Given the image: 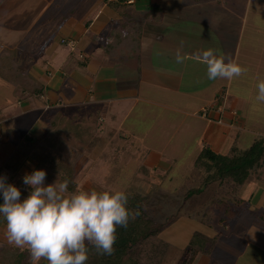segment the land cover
<instances>
[{"label": "crops", "instance_id": "1", "mask_svg": "<svg viewBox=\"0 0 264 264\" xmlns=\"http://www.w3.org/2000/svg\"><path fill=\"white\" fill-rule=\"evenodd\" d=\"M0 1L12 11V19L0 18V59L13 54L30 60L26 67L8 66L5 72L16 69L27 73L43 88L38 94L40 96L35 98L22 92L20 87L13 86L4 78V73H0L1 94L5 93L4 97L7 98L12 97L16 106L14 111L12 107L5 110L7 105L3 106L6 103L0 96V125L4 119L9 122L11 118L24 113H33L29 128L33 134L25 135L23 139L36 150L40 149L39 142L57 112L64 114L63 109L69 105L92 103L97 106L102 102L120 100L156 106L167 114L171 113L177 123L191 124V130L200 133L198 142L199 147H202L199 153L202 148H209L215 153L226 154L233 148L246 149L257 139L264 138V103H250L241 99L239 93L233 92L232 96L235 84H248V93L245 95L249 99L254 96L255 99L256 86L264 80V22L259 21L260 14L264 12L262 0L255 7L251 6L252 0H244L242 3L240 0H160L159 4L154 0H128L120 3L117 0ZM152 7L160 9L154 13L156 17L157 14L163 15V20L153 19ZM128 12L131 13L129 18ZM45 20L52 22L53 27L44 30L41 23ZM66 23L69 26V38L59 37L60 27ZM130 30L139 34L136 52L126 51V55L118 58L104 52L103 46L106 43H117ZM71 41H75L77 47L72 49L68 45ZM65 48H70L66 54L59 50ZM177 49H181L185 57L181 64L175 60ZM208 49H215L218 54H227V59L246 67L247 73L233 80H209L207 66L196 59L197 53ZM5 52L8 54H3ZM97 53L104 59L95 60ZM58 57L61 61L52 71L50 66ZM111 61L115 62L113 73L112 66L108 64ZM105 66L110 67V74L106 76L103 75L104 70L107 71ZM121 71H126V89L102 98V94L116 90ZM66 82L72 83L69 89L64 87ZM250 88L254 89L252 96ZM81 94L83 100L77 99ZM77 111H73V116L64 117L75 120ZM171 122L162 121L163 124ZM7 130L10 131L11 142L17 143L12 128ZM182 138L186 140V135H182ZM246 142L249 145L243 148L242 144ZM11 144H6L0 135V154L6 155V163L2 159L0 161V176L11 174L12 170L6 167L14 157L12 154H15V150L9 147ZM222 147L226 149L221 152ZM216 148L221 149L216 152ZM157 159H161V156ZM40 165L33 161L19 165L21 180L27 172L32 173L31 170L39 169ZM218 187V184L204 186L205 192L200 195L203 196L200 203L197 200L199 197L188 198L185 213L189 216L172 222L171 225H177L173 229L176 238L183 237L181 252L194 234H201L207 240L208 249L200 252L192 264H244V260L245 264H264V190H259L264 185L253 182L240 185L235 188L234 197L230 196L231 206L227 212H212L210 203L223 195ZM236 201L241 204L236 206ZM2 203L3 195L0 193ZM228 211L235 218L222 223ZM207 215L213 219L212 225L204 223ZM238 226L241 232L235 230ZM196 227L207 233L194 231ZM162 230L160 237L170 246L164 234L172 230ZM172 236L174 239V234ZM0 245L12 246L8 243L6 222L2 217ZM162 264H165V260Z\"/></svg>", "mask_w": 264, "mask_h": 264}, {"label": "rangeland", "instance_id": "2", "mask_svg": "<svg viewBox=\"0 0 264 264\" xmlns=\"http://www.w3.org/2000/svg\"><path fill=\"white\" fill-rule=\"evenodd\" d=\"M154 1L158 4L160 2V0ZM240 1L242 3L244 0ZM258 1L259 0H252L251 6L255 7ZM262 1L264 2V0ZM0 9H2L0 18L12 19L11 9H8V6L3 4L2 1H0ZM152 9L153 16H155L153 19H158L157 21L163 20V15L157 14L158 17H156L154 13V11L157 12V10L160 11V9H158V7H152ZM141 14V16H143V13ZM130 15L131 13L128 12L127 17L129 18ZM131 18L134 20V17ZM164 18L166 17L164 16ZM259 21L264 22V12L260 14ZM41 25L42 28H45L44 30H48L50 27H53L54 24L45 20ZM67 27H69L67 23L60 27L61 31L58 32L59 37L69 38L68 33L70 31ZM129 34L132 35L135 34V32L130 30ZM71 42L73 44L68 45H70L72 49L77 47L75 41ZM94 49H97V47ZM59 50L66 54L70 48ZM77 52L78 50L75 53ZM6 53L7 52L3 54ZM91 53L95 54L94 52ZM97 55L95 60L103 57L101 54L97 53ZM19 56L9 54V56L6 55L4 58H1L0 73L6 75L5 69L8 66H17L18 68L21 66L22 68L26 67L30 60L26 59L25 56ZM106 60L110 61L109 59ZM60 61L61 58L58 57L52 62L50 66L52 71L57 68ZM108 64L110 67L112 66L111 69L113 73L115 62L111 61V63ZM110 67L105 66L104 69H107V71L103 69L104 76L110 74ZM119 75H121V79L116 82L115 93L111 91L107 92L105 95L102 94V98L118 94L121 90L126 89V71H121ZM199 79L200 78H198V80ZM32 83H29V86H33ZM71 84V82H66L64 87L69 89ZM246 86H248V84H235V87L232 89V96L233 92L236 94L239 93L241 94V99L245 101L248 100L250 103H255L256 100L254 96L252 99H249L245 95L248 93ZM251 88L249 93L252 96V91L254 89L252 90ZM80 90L78 86V92H80ZM124 92H126V90ZM1 93L0 91V96H2V99L5 100L4 102L6 103L3 106L5 107L7 105L5 110L12 107L14 111L16 106L13 104V98L4 97L5 93L3 95ZM27 94L35 96V98L40 96L32 93ZM9 95L11 96V94ZM81 95L82 96L77 99L83 100L84 96L83 94ZM240 105L242 106V104ZM97 106L91 103L81 106L69 105L66 109H63V115L66 116H73L75 113L73 111L77 109L78 113L75 114V120L73 121L78 122L80 118H84L87 122L82 124L80 130L81 136H78L77 132H74L71 133L72 137L74 135V139L70 137H68V139H66L67 137L64 138V143L61 145L62 149L60 148V150L57 147L56 149L49 148L45 152H42L39 148L36 150L32 145H29L28 141L23 139L25 135L33 134V131L31 130L30 132L29 130L34 118L33 113H24L17 118H11L12 120L9 122L4 119L0 125L1 138L6 144L12 143L9 147L15 150V154H12L14 155L13 159L9 160L6 164V167L13 171H11V174H7V182L17 186L22 178L19 174L21 167L19 165H27L29 161H33L42 164L38 167L39 169L46 170L47 176L45 185L54 183L60 174L61 181H69V192L76 190L123 191L125 189L126 192L139 194L144 199L142 209L148 218L160 223L162 229L164 228L167 231L172 230V232L169 231L168 234L165 231L167 235L164 234L165 239H167L171 245L167 247L168 252L163 251V261L165 260V264H178L182 253L183 237L180 239L176 238V231L173 229L177 225L173 224V226L171 224L175 220L178 222L181 217L186 218L189 216L185 213L188 208L187 202L189 199L186 197V192L188 190H193L195 188L198 190L195 189L193 191V197H199V199H197L199 203L203 200V196H200L201 193L204 194L205 192L204 189L200 188L202 173L195 170L193 167L194 161L202 147H199L198 142L200 133L198 130H191V124L189 123H177L176 119L173 120L174 116L171 113L167 114L161 108L148 104L144 105L138 101L131 100L126 102V100H120L111 103L102 102ZM4 107L1 109L4 110ZM60 109L62 110V108ZM159 115H161L160 119H158ZM163 120L168 122H171V120L173 121L171 122L172 124H163ZM10 127L15 134L17 143L11 142L10 140V131L7 130ZM182 135H186V140L182 138ZM175 141L177 144H174ZM205 142H207V140ZM242 145V147L245 148L249 145V142L243 143ZM204 146L206 145L204 144ZM220 149L221 148H216L215 151L218 152ZM225 149L226 148L222 147L221 152L225 151ZM160 156L161 159H157ZM1 159L2 161L6 159V155L0 154V161ZM4 162L6 163V160H4ZM33 171L34 170H31V172ZM27 174H29V172H27ZM73 186L75 187L74 190L71 189ZM24 188L26 187L24 186ZM70 189L72 191H70ZM259 190L263 191L264 187H259ZM248 209L252 210V208L249 207ZM217 212H219V210ZM174 214H176V217H174ZM232 217H234V215L228 212L226 218L221 221L222 223L233 221L235 217L233 219ZM230 228L233 229L232 226ZM193 230L207 233L206 230L199 229V227L193 228ZM235 230L238 232L242 231L239 226L236 227ZM173 234L175 237L174 239L172 236ZM142 247L143 246L137 247L135 253L138 254L137 251L140 248L142 249ZM2 248V245H0V250H2ZM2 252V256H6L8 253L7 250ZM24 257H26L25 254ZM27 261H29V257H27ZM152 261V264L159 262L156 258H153ZM245 261L246 260H244V264ZM40 264H47V261L41 260ZM157 264L162 263L159 262Z\"/></svg>", "mask_w": 264, "mask_h": 264}, {"label": "clouds", "instance_id": "3", "mask_svg": "<svg viewBox=\"0 0 264 264\" xmlns=\"http://www.w3.org/2000/svg\"><path fill=\"white\" fill-rule=\"evenodd\" d=\"M177 49L176 63L184 62ZM196 59L207 66L209 80H233L248 69L227 54L208 49L196 54ZM227 60V62H226ZM256 101L264 103V80L257 84ZM47 172L36 169L23 177L30 187L29 195L21 200V189L0 176V217L6 222L8 243L29 252V264H86L89 246L98 255H112L117 241V228L128 226L139 211L127 207L124 191L69 192V181L58 179L45 185Z\"/></svg>", "mask_w": 264, "mask_h": 264}, {"label": "trees", "instance_id": "4", "mask_svg": "<svg viewBox=\"0 0 264 264\" xmlns=\"http://www.w3.org/2000/svg\"><path fill=\"white\" fill-rule=\"evenodd\" d=\"M124 1L128 0H117L118 3ZM151 10L153 9L151 8ZM138 47L139 34H126L117 43H106L103 46V50L110 56L118 58L126 55V51L136 52ZM15 67L18 68L17 66ZM4 78L13 86L20 87L24 93L39 94L43 89L37 82H34L30 75L16 69L7 72ZM29 83H32L33 86H29ZM64 116L66 115H63L61 112L55 115L50 128L46 130L44 137L39 142L41 150L44 149L46 151L49 148L56 149L57 147L60 150V148L62 149L61 145L64 143V138L67 137L66 139H68L70 137L74 139V135L72 137L71 133L77 132L78 136H81L80 130L82 124H85L87 120L80 118L76 122L73 121V118ZM28 140L30 141V138ZM193 167L202 173L200 188L203 189L208 184H218V188L223 191V195L212 200L209 206L210 210H213L212 212L218 210L226 211L231 206L229 203L230 196L234 197L235 188L246 182L264 185V138L257 139L246 149L239 150L233 148L226 154H216L209 148H202L194 161ZM17 187L21 189V199L29 195L30 187L24 185L23 181ZM71 189L74 190L75 187L73 186ZM71 189L70 191H72ZM195 189L188 190L186 197L190 198L193 196ZM123 191L126 192L125 189ZM126 194L128 195L127 207L131 211L138 210L139 216L134 220H130L126 228H117V241L114 245L115 252L112 255H98L95 249L89 246V259L86 261V264H152L153 258L162 263L164 257L163 251H167L168 244L160 237L162 231L161 224L151 220L143 212L144 199L142 196L130 192H126ZM237 201L235 202L236 206L241 204ZM211 221L213 219L210 216L208 218V215L207 218H204L206 225H212ZM139 246L143 247L136 254V249ZM206 249H208L206 238L201 234H194L183 249L178 264H192L195 257ZM6 250L8 251L7 255L10 256L6 255L7 259L6 256H2V251ZM24 254L26 257H24ZM27 257H29L27 249L21 250L13 246H4L0 250V264H29Z\"/></svg>", "mask_w": 264, "mask_h": 264}, {"label": "built area", "instance_id": "5", "mask_svg": "<svg viewBox=\"0 0 264 264\" xmlns=\"http://www.w3.org/2000/svg\"><path fill=\"white\" fill-rule=\"evenodd\" d=\"M68 44H70V45H71V44H73V43H72V42H68Z\"/></svg>", "mask_w": 264, "mask_h": 264}]
</instances>
